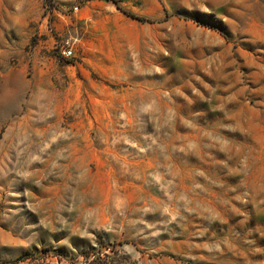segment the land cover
Instances as JSON below:
<instances>
[{
  "label": "rangeland",
  "instance_id": "374dc122",
  "mask_svg": "<svg viewBox=\"0 0 264 264\" xmlns=\"http://www.w3.org/2000/svg\"><path fill=\"white\" fill-rule=\"evenodd\" d=\"M116 2L0 0V264H264V0Z\"/></svg>",
  "mask_w": 264,
  "mask_h": 264
},
{
  "label": "trees",
  "instance_id": "16d2710c",
  "mask_svg": "<svg viewBox=\"0 0 264 264\" xmlns=\"http://www.w3.org/2000/svg\"><path fill=\"white\" fill-rule=\"evenodd\" d=\"M112 1L116 4L117 8H118L120 11H122L123 13H125L127 16H129V17H131V18H133V19H135V20H138V21H143V22L148 21V20H146L145 18L138 17V16H135V15L129 13V12L124 11V10L119 6L118 2H116V0H112Z\"/></svg>",
  "mask_w": 264,
  "mask_h": 264
},
{
  "label": "built area",
  "instance_id": "2783aa9c",
  "mask_svg": "<svg viewBox=\"0 0 264 264\" xmlns=\"http://www.w3.org/2000/svg\"><path fill=\"white\" fill-rule=\"evenodd\" d=\"M77 10V8H76ZM62 55L65 59H73L74 56V50L71 47L65 48L62 52Z\"/></svg>",
  "mask_w": 264,
  "mask_h": 264
}]
</instances>
